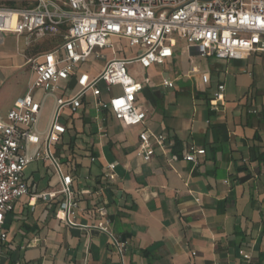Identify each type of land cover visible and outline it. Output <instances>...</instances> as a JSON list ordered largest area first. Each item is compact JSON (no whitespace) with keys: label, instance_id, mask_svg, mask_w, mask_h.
<instances>
[{"label":"crops","instance_id":"obj_1","mask_svg":"<svg viewBox=\"0 0 264 264\" xmlns=\"http://www.w3.org/2000/svg\"><path fill=\"white\" fill-rule=\"evenodd\" d=\"M174 40L173 55L162 65L133 64L141 76L129 72L133 65L127 68L142 86L136 105L146 114L143 124L124 126L110 113L96 112L88 95L76 113L64 112L66 133L52 148L73 178L81 209L74 222L88 227L108 220L111 232L128 242L125 255L110 248L105 234L55 218L58 179L46 162L34 161L23 173L31 194L14 202L5 217L0 264H264V54L204 59L183 39ZM59 41L46 37L27 47L23 38L0 33L1 120L26 92L27 59L54 50ZM101 53L110 59L135 50L125 45ZM96 61L82 69L97 73L105 61L99 67ZM164 79L173 87H163ZM219 84L223 96L215 99ZM101 89L107 99L108 89ZM76 90L72 78L54 95H33L42 104L37 131L46 130L55 98ZM144 129L165 137L164 147L153 145L148 162L136 155ZM190 146L205 150L196 163L183 158ZM111 163L117 176L112 182L101 179ZM39 193H50L49 200Z\"/></svg>","mask_w":264,"mask_h":264},{"label":"built area","instance_id":"obj_2","mask_svg":"<svg viewBox=\"0 0 264 264\" xmlns=\"http://www.w3.org/2000/svg\"><path fill=\"white\" fill-rule=\"evenodd\" d=\"M7 1L29 5L1 4L0 33L23 38L27 47L46 37L60 41L54 50L27 59L31 79L26 92L5 119H0V242L7 238L3 225L12 204L31 194L23 173L34 161L46 162L58 179L54 194L60 200L55 218L70 228L79 227L74 222L81 209L72 190L73 178L52 152L66 133L61 118L65 111L76 113L89 95L96 112H108L124 126L143 124L146 114L136 105L142 86L129 75L128 66L138 64L147 69L162 65L173 55L175 36L204 59L227 61L264 54V0H0ZM112 39L124 41L135 54L106 59L102 50L116 51ZM95 60L105 61L97 73L82 69ZM72 78L76 79V92L55 98L48 126L40 133L36 127L42 104L33 95L37 91L54 95L62 82ZM202 79L207 80L205 76ZM101 85L108 89L107 99L101 97ZM161 85L170 89L173 82L164 79ZM115 87L119 92L112 91ZM223 91L224 85L219 84L214 98L222 99ZM138 141L136 155L143 162L151 159L154 144L161 148L165 145L163 135H153L146 129L139 132ZM31 146L37 149L34 154L29 152ZM204 153V149L190 146L183 158L196 163ZM115 168L116 163L108 164L101 179L114 181ZM49 195L36 196L48 201ZM102 211L97 210L99 216ZM79 228L105 234L110 248L120 257L128 250V242L111 232L108 220ZM243 259L250 257L244 254Z\"/></svg>","mask_w":264,"mask_h":264},{"label":"rangeland","instance_id":"obj_3","mask_svg":"<svg viewBox=\"0 0 264 264\" xmlns=\"http://www.w3.org/2000/svg\"><path fill=\"white\" fill-rule=\"evenodd\" d=\"M21 4H22V2H15L14 7L21 6ZM111 42H112V44H114V49L115 50L125 47V42L122 41V40L112 39ZM107 55H110V52H107ZM116 56H119V54L116 53ZM101 65H102V62L100 60L96 61V64H95L96 67H99ZM129 72L131 74H133V76L134 75H136V76H141L142 75L141 71L135 65L129 67ZM112 89H113L114 92H119V87H115V88H112Z\"/></svg>","mask_w":264,"mask_h":264},{"label":"trees","instance_id":"obj_4","mask_svg":"<svg viewBox=\"0 0 264 264\" xmlns=\"http://www.w3.org/2000/svg\"><path fill=\"white\" fill-rule=\"evenodd\" d=\"M5 5V6H10V7H13L15 4L13 2H0V5ZM23 6H28L29 4L27 2H23L22 3Z\"/></svg>","mask_w":264,"mask_h":264},{"label":"bare ground","instance_id":"obj_5","mask_svg":"<svg viewBox=\"0 0 264 264\" xmlns=\"http://www.w3.org/2000/svg\"><path fill=\"white\" fill-rule=\"evenodd\" d=\"M13 21H15V16L13 17Z\"/></svg>","mask_w":264,"mask_h":264}]
</instances>
